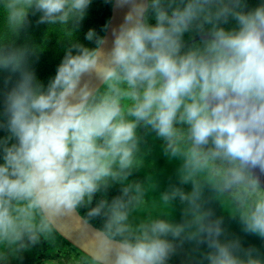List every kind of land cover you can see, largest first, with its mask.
<instances>
[{"label":"clouds","instance_id":"9594fccd","mask_svg":"<svg viewBox=\"0 0 264 264\" xmlns=\"http://www.w3.org/2000/svg\"><path fill=\"white\" fill-rule=\"evenodd\" d=\"M108 2L127 11L105 51L94 29V47L74 40L91 0H0V264L42 242L55 256L78 209L101 221L94 242L51 264H169L186 241L206 245L198 264H264L207 206L227 200L241 230L264 240V0ZM30 11L69 41L47 83L31 66L38 47L17 43ZM148 134L191 185L160 192L183 205L181 222L133 215Z\"/></svg>","mask_w":264,"mask_h":264},{"label":"trees","instance_id":"16d2710c","mask_svg":"<svg viewBox=\"0 0 264 264\" xmlns=\"http://www.w3.org/2000/svg\"><path fill=\"white\" fill-rule=\"evenodd\" d=\"M111 7L112 3L108 2V0H91L85 17L80 22L79 28L73 34L74 40L87 47H94V42L86 40L84 34L89 29H94L98 34L104 35L106 30L105 25H108L111 15ZM38 15V13L34 15L31 11L28 13V23L17 39V43H23L27 40L29 44L38 47L39 50L31 58V66L35 70L38 79L47 83L54 76L56 67L62 60L69 41L63 38L65 36L63 29H57L55 27L49 29V25L46 23H37ZM6 75L7 73H0V86H2ZM0 135H4V132L0 131ZM144 139L145 142L142 145L141 155L139 157V162H142V164H138L137 172H134L130 179L144 181L145 197L144 203L135 210L133 215L139 219L146 216L154 218L159 215L168 214L171 215L174 222H181L183 205L177 201L174 202V207L172 208L170 204L160 199V192L169 184H176L187 192L190 191L191 185H179L175 176V168L178 162L163 153V144L154 137V134H148ZM146 151L149 153H146ZM156 151L160 152L155 159ZM118 194L119 186H114L108 190L107 196L111 198ZM209 195L210 193L206 189L205 196L207 197ZM207 206L213 209L214 216L223 218V224L229 238L238 237L243 247L253 246L264 256V240H261L253 234L244 233L241 230L238 218L231 216L229 213L232 211V207L227 200H224L220 204L217 200L209 199ZM78 210L84 216L83 209ZM89 222L99 227L101 221L97 218L96 221ZM58 240L63 247L55 253V256H52L47 251L49 245L46 242H42L36 245L31 252L25 253L20 264H51L53 260L59 259L61 256H63L65 261L70 262L71 259L85 255V253L61 235H58ZM181 249H184L186 254L179 252ZM202 251H206L205 244L201 243L199 246H196L194 243L186 241L178 249V252L170 258L169 264H198ZM69 253H71V257ZM13 264H17V262L14 261Z\"/></svg>","mask_w":264,"mask_h":264},{"label":"water","instance_id":"95a60500","mask_svg":"<svg viewBox=\"0 0 264 264\" xmlns=\"http://www.w3.org/2000/svg\"><path fill=\"white\" fill-rule=\"evenodd\" d=\"M127 11V6L117 8L112 3L111 15L108 22V27L103 36L105 43L102 45L103 50H107L111 46V29L119 25L123 20L124 13ZM258 174V173H257ZM261 186L264 187V175L260 176ZM98 227L89 222L78 210L77 214L67 217L63 221V232L61 235L64 239L74 245L83 252L84 248L91 247L94 242L93 232ZM84 253V252H83Z\"/></svg>","mask_w":264,"mask_h":264},{"label":"rangeland","instance_id":"374dc122","mask_svg":"<svg viewBox=\"0 0 264 264\" xmlns=\"http://www.w3.org/2000/svg\"><path fill=\"white\" fill-rule=\"evenodd\" d=\"M257 3H258V0H248L247 8L255 7ZM247 8H246V10H247ZM159 152H160V151H156V152H155V156H154L155 159L158 157ZM146 153H149V152L146 151ZM163 153H164V152H163ZM139 163L142 164V162H139ZM144 165H145V166H148V165H146V164H144ZM179 252H182V253L186 254V252H185L184 249L179 250Z\"/></svg>","mask_w":264,"mask_h":264},{"label":"flooded vegetation","instance_id":"af4514ba","mask_svg":"<svg viewBox=\"0 0 264 264\" xmlns=\"http://www.w3.org/2000/svg\"><path fill=\"white\" fill-rule=\"evenodd\" d=\"M150 22H154V21H150Z\"/></svg>","mask_w":264,"mask_h":264}]
</instances>
